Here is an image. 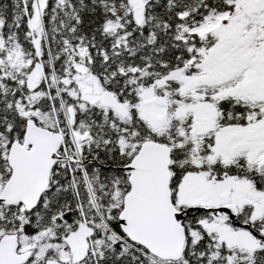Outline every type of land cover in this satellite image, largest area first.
<instances>
[{
    "label": "snow or ice",
    "instance_id": "1",
    "mask_svg": "<svg viewBox=\"0 0 264 264\" xmlns=\"http://www.w3.org/2000/svg\"><path fill=\"white\" fill-rule=\"evenodd\" d=\"M0 264H264V0H0Z\"/></svg>",
    "mask_w": 264,
    "mask_h": 264
}]
</instances>
